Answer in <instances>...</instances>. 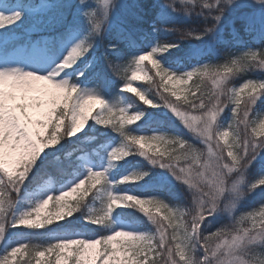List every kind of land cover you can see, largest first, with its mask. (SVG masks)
I'll return each mask as SVG.
<instances>
[{
  "label": "rangeland",
  "instance_id": "obj_1",
  "mask_svg": "<svg viewBox=\"0 0 264 264\" xmlns=\"http://www.w3.org/2000/svg\"><path fill=\"white\" fill-rule=\"evenodd\" d=\"M60 1L61 0H28L24 10L26 11L25 13H22V1L14 5L13 7L8 5L4 9L8 14H11L14 11H20L23 16V19L20 22L13 24L11 27H7L3 30H0V39L2 38L0 42V71L15 70L20 72H28L40 68L47 63H52L53 61H55L57 65H62L64 60L71 53L72 49L84 42L86 29L91 24V21L89 20L88 16L85 15V13H95V16H100L102 21H105L110 16L114 17L115 12L118 15V8H115V6L119 5L123 0H109V4L107 5V7L104 4V0H65V11L68 13L71 12V17L67 22V24L70 22V25L67 27L70 35L66 43L60 46L58 55H55L54 51L51 50V34L56 32L57 28H60V26H63V24L57 25L55 21L56 16H54V14H49L48 12L53 6L60 3ZM73 7L74 9L72 10ZM224 7L225 12L221 20L226 19L227 22L233 18L242 17L250 22H256L255 24L258 26V29L262 33H264V2L257 3L256 0H234V3L230 5L226 4L224 5ZM212 10L216 14H218L217 9ZM221 20L219 21V23H222ZM14 26L16 28L23 29V31L27 34L26 43L25 45L18 46L15 50L7 54V52H5L6 48L4 46L7 47L8 44L12 43V41L20 37V35L16 31H11L13 30ZM32 35L37 36V38L32 42H29L30 36ZM217 36L218 33L216 34V31H211V36H208L204 39L203 45L193 46L191 49L192 52L198 53V56L203 54L205 51H212L216 53L217 49L215 48V44L217 43ZM42 37H46V39H41ZM156 48L161 47H159L157 44L148 45V48L138 54V56L133 59V62L137 57L141 55H147L148 52ZM249 53H258L264 56V50H259L256 47H251L245 48L241 51H238L237 53L233 52L230 56H228V58H220L218 56L217 58L210 57L208 59H204L203 61L201 60L200 62H195L192 66L189 67H182L180 65L169 64V62H166L161 53H157L152 57V60H159L161 67H165L167 70L177 75L180 79V82L177 83L176 80H168L167 77H165L164 81L162 82V85L164 87L163 90L167 89V92L169 94L172 95L173 92H176L179 95V99H177V97L174 95L172 96L175 98V100H179L180 105L188 106L179 107V110L186 114L189 121L193 124L192 128H189L187 125L184 124V119L182 117L177 116L176 114H172L182 124L183 128L181 129V131L178 130L171 132L167 129L163 130L160 128H154L152 130L142 129L139 130V132H135V130L131 129V125L145 121L147 117L151 114V111L164 112L163 108L165 107H162L163 104L150 94L149 89L146 85V82L151 80V73L149 67H152L156 73L158 71L157 68L153 67L152 60H145L140 65L139 70H137L134 63H132L131 75L126 83L131 80L132 74L135 72L137 79L131 81L133 90L125 91V83V85L121 88L120 93L118 94L115 101L106 100L102 96V92L94 86L82 89L77 87L79 89L78 95H99L103 97L107 105L110 108H113L114 115L110 117L113 121H120L121 115H123L125 121H127L130 120L137 113H143V117H141L140 119L133 120L131 123L126 122L125 130L131 132V134L133 135H143L149 138L158 137L160 139L150 141V147L146 145L145 148L141 149L140 151H144L145 153H147L148 155H152L153 157L169 156L172 159L177 158L173 159V164L177 167V170L180 167H183L185 169H191L189 165L194 164L199 169L201 168V171L203 172L204 168H210L212 166V163H210L212 162V160L210 159H213L215 157V152L219 153V158L223 156L224 153L227 157V162L231 163V157L227 155L229 148L232 149L234 154L240 155L242 154L241 146L244 141L264 139V134L258 135V133H262L261 123H264V93H261V90L257 89L253 91V89L249 88L245 89L242 93H240V99L242 101H247L250 93L258 96V98L255 99V104L253 105H257V108L253 112V116L251 118L248 117V120L245 121L243 119L244 112L242 114L239 113V117L234 114L235 105L233 102L232 90H236L239 93V90L242 89L243 86L249 81H252L253 84L256 85L264 83V65L260 63V60L243 59V57ZM233 60L238 61V65L237 68H235L231 73L228 74V78L235 72L246 70V68L253 62H259L258 71L255 74L256 77L247 79L240 83L233 84L232 86H229V88L227 86L229 79L227 78L226 82L221 85V88L219 89L216 87L214 79L210 75L202 76L200 74H197L196 76H193L191 80H187L186 82L183 80V76L188 72L195 71L199 68L202 69L206 65L209 67V69H217L220 71L221 74H223L224 66H231ZM95 63V55L92 56L85 64L78 60L75 64H73L66 70V74L63 75L62 80L57 79L54 82L67 81L69 85L72 86L70 84L72 74L77 73L79 77H82L85 73L84 70L86 68L93 67ZM161 75H163V73H161ZM158 77L160 79V76ZM200 79H202L206 83L205 90H201L200 85H198V81ZM197 87L199 88L198 91L196 90ZM222 90L224 92V95L220 96V100L224 107L223 110L219 113L217 117V122L214 124L213 129L214 140L216 141L218 146L217 149L212 148L210 151L209 144L204 142V138L200 136L199 132L197 131V129L202 130V121L194 120L193 117L206 118V114H201L198 112L204 110H214L216 95L219 94ZM128 92L134 93L136 95L137 92H141L144 94L145 99H147L151 103H145L144 100H142L138 95V97L146 104L147 109H137L135 111L127 100ZM193 92H195V95H193ZM73 95L75 96L76 94ZM200 95L205 97L204 102L206 104V109L203 110L194 108L192 105L193 101H197L195 100V97ZM153 104H158L160 106L152 107ZM243 105L244 104L241 103L240 108ZM188 108H190V110H186ZM121 109H125L126 111L121 113ZM225 109H227L226 112H224ZM168 110L166 108V112ZM96 115H98V117L103 115L108 116V113L100 105H94L91 117H95ZM91 117L89 118L87 124L81 131H79L76 135L70 137L77 138L82 135L88 134L90 131H100L101 129H105L103 130V132H101V134H111V137L106 140L103 144L98 145V147H96L94 150L90 151L89 153L79 155L76 158L78 160V165L81 168V171H78L74 178L66 180L65 182L60 184H56L53 180H49L46 181L44 184L39 185L38 187H35L33 189H24L17 197L14 206L9 210V219L18 218L24 213L32 211L38 203L47 199L49 196H59L60 194H62V192L70 190L82 180L86 179L90 171H104L107 174L108 182L102 188H99L96 191L95 189H93L91 192L85 195V190L89 188V185H85L84 188L81 189L78 193L73 194V196L71 197H67V200L72 204H77L81 200H83V203L86 204L85 211L82 214L74 212L71 216L73 218L82 217L77 220L78 224L84 225L86 227L94 226L99 228L98 225H92L88 223L87 218L103 214L108 204V193L117 195H123L127 193L141 197L142 199L160 200L163 201V203L167 204L168 208L172 210L171 220L164 219L165 216L169 215L167 209L161 208L160 211L157 212L156 208L152 205H147V207L150 208V213L147 215L164 219L171 228L172 233L173 231H176L177 239L175 240V244L178 241L183 244L184 236L182 229H179L178 227L174 229L171 225H179L180 221L177 219V217L181 212H186L185 206L173 203L163 194L145 193V191H143L142 189L140 191L139 187L133 186L137 184H143L144 186L145 184H147V176L142 181H130L125 184H120L119 182L125 177L144 172L148 173L150 170H148L147 168V171L145 166L140 162L131 163L133 161L132 157H134L136 154L125 157L124 160L119 161L117 164H112L110 154L126 143L124 136H122L118 131L114 130L112 125L105 126L103 124H98L96 120L92 119ZM240 124L244 129L247 126L250 132V134L247 133L248 137H245L244 139H242V136L240 135ZM253 128H255V132H253ZM49 131H51V129H49ZM224 131L228 132V135L226 137L220 135V133H223ZM115 133H118V135H115ZM178 140H183L186 142L185 149H180L179 144L174 142ZM212 142H210L211 145ZM200 145H204L206 148H208L209 156L207 158L203 159V156L198 150V148H200ZM132 147L134 152H137L140 149L139 145H133ZM47 149H45L44 152L41 153V156L37 161L42 160L45 157ZM193 149L195 150L194 152L192 151ZM185 152H190L193 156H199V160L197 161L193 158L185 159ZM161 153H163V155H160ZM263 157L264 149H259V154L252 162L257 163V169H259V167L260 169L257 170L256 175H252V177L248 180L245 179V168L238 173L228 174V188L230 189L233 184L238 185L240 189H242V187L246 184L250 187L251 184L256 183L261 178H264V163L260 164V161L258 162V160L263 159ZM181 159L191 160V162L187 165L181 163ZM10 167H12L11 163ZM214 170L217 169L215 168ZM16 171H19V169H16ZM203 175L207 177L208 187L211 191V182L214 178L212 174H206V172H203ZM12 179L16 180L17 177L14 175ZM97 187L100 186L98 185ZM263 188L264 186L257 188L256 190L259 191ZM225 195H230L231 197L225 199L226 204L220 202L221 208L218 209V213H216L214 216H209V220L206 222V227L213 226L216 231H219V229H221L220 218L223 216L228 221V226L225 227V232L221 233L222 235L217 241V247H219L218 254H221L220 258L222 260L227 259L232 261H243L244 264H256V262L261 264V262H264V255L258 256L257 254H251L250 256L248 253L247 255L245 254V256H243L242 258L238 257L236 255V252H234V255L228 256L227 245H225L224 242L225 240L231 242V240L235 236L243 234L242 229L251 228L254 223L257 226V229H259L258 227L264 223V204H261L259 207L256 208L244 209L240 206L244 202V197L238 198V193H233L230 191L227 192ZM81 197H83V199H81ZM224 197L222 198V200H224ZM133 209H135V207L130 206L117 208L115 211H113L111 214V220L107 221L104 226V228L109 229L108 234H111V232L113 231L121 230L137 232L147 236H151L155 241L157 237V232L154 228L149 227V225L144 223L141 224L132 220H127L122 214H120V212L129 211ZM57 210H59V205H57L56 202L53 201L46 210V213L55 212ZM115 212L117 214H115ZM183 222L186 224L185 218ZM231 225H233V227L235 226V229L232 228ZM236 225H238V228H236ZM104 228H100V230L98 231H91L78 228L65 232L50 231L48 236H44L40 240L38 239L37 241L32 243L36 256L35 264H56L55 253H46L45 256L41 257L37 255V250L44 251L47 247L64 239L99 238L100 233ZM25 229L26 232H28L29 230H37L40 228H29L25 226L13 228L7 226L4 238L2 241H0V261H2L12 251V249L16 247H21L23 245L29 246L31 244L32 240L29 237L23 235ZM205 229L206 228H204V231ZM263 238L264 237H261V239L249 244L254 245L260 243ZM143 243L144 242H141L142 245ZM189 247H191L192 249L194 264H201V262H203V264L209 263L208 261H205L204 253L202 248H200L199 240L194 239ZM217 247H215L213 250H216ZM27 250L28 248L22 249L20 253H17V256L14 258L13 264H20V261H23V258L27 254ZM198 254L199 258L197 257ZM153 256L154 254L150 255L149 259H151ZM211 264H216L215 259H213V262H211Z\"/></svg>",
  "mask_w": 264,
  "mask_h": 264
},
{
  "label": "snow or ice",
  "instance_id": "obj_2",
  "mask_svg": "<svg viewBox=\"0 0 264 264\" xmlns=\"http://www.w3.org/2000/svg\"><path fill=\"white\" fill-rule=\"evenodd\" d=\"M257 3L264 2V0H256ZM181 3H188L193 5H201V11L198 13L203 15L204 9H217L218 14L212 15L211 18L219 22L225 12L224 5L234 3V0H181ZM10 4V0H0V30L11 27L13 24L20 22L23 16L20 11H14L8 14L4 9ZM107 7L109 0H104ZM21 7L26 5L21 4ZM187 11V9H186ZM90 21H93V28L98 33L101 30V22L94 21L95 13H85ZM207 19V17H206ZM214 28L206 29V32L213 31ZM194 38L201 39L202 36L197 35ZM41 39H46L42 37ZM177 45L168 43L161 48L152 49L147 55H141L134 60V65L137 70L145 60H152V57L157 53H165ZM89 47L85 46L83 42L72 49L71 53L64 60L62 65H57L55 61L47 63L44 66L34 69L33 71L20 72L15 70L0 71V170L9 178L7 183L0 177V241L3 240L6 233L7 226L17 228L25 226L29 228H44L46 225H52L54 222L63 221L65 217H71L74 212L81 210V204H72L67 200V197L78 193L85 185L89 188L85 190V195L102 188L107 184V174L104 171H90L88 177L72 187L70 190L62 192L59 196H49L47 199L41 201L30 212H26L18 218L9 219V210L14 206L12 199V192H19L20 186L27 178V174L36 164V161L41 156V153L50 146L57 145L61 140V132L67 136H74L81 131L87 124L94 105H100L108 116L91 117L95 119L98 124L105 126L112 125L113 129L118 131L126 141L120 148L114 150L111 155L112 164H117L130 155L139 154L149 157L144 151L134 152L133 145H139L140 149H144L146 145L150 147V141L160 139L158 137H145L143 135L137 136L125 130V123H131L133 120H138L143 117V113H137L130 120L125 121L121 115L120 121H113L110 117L114 115L113 108H110L103 97L99 95H78L79 89L70 86L67 81L54 82L57 79L62 80L66 70L75 64L80 58L87 54ZM244 60H260L264 65V56L258 53H249L243 57ZM153 67L157 68V75L160 76L163 82L165 77L168 80L180 79L177 75L160 66L159 60H152ZM238 61L233 60L232 65L224 66L223 74L217 69H209L206 65L204 68L196 69L188 72L183 76V80H191L193 76L200 74L202 76H211L214 79L216 87L219 89L223 85L228 74L237 68ZM163 73V75H161ZM218 77V79H217ZM137 79L135 72L132 74L131 80L125 85V91H132L131 81ZM259 89L264 93V83L253 84L249 81L239 90H232L234 102V114L239 117L240 105L244 103L243 119L248 120L252 106L255 104V99L258 96L249 94L247 101L240 99V93L245 89ZM197 91L199 88L197 87ZM167 91V89H165ZM73 94H76L75 96ZM145 103H151L141 92H137ZM172 95L179 99V95L173 92ZM195 95V92H193ZM224 95L223 90L216 95L215 107L213 111L206 112L205 117H193L194 120L202 121V130L197 129L199 135L204 138V142L209 144L211 151L212 145L210 142L214 140V124L217 122L219 113L223 110L224 105L221 103L220 96ZM195 100L199 103L192 102L194 108L206 109L203 96H196ZM165 105L169 107L177 116L184 119V124L189 128L193 124L189 121L186 114L181 112L179 108L170 101L165 100ZM158 104H153L152 107H159ZM35 110V111H30ZM121 113L126 111L120 110ZM69 121V123H65ZM51 129V131H49ZM262 133L264 134V123H261ZM255 132V128H253ZM221 136L226 137L227 131L220 133ZM179 144L180 149H185V141H174ZM259 142V143H258ZM242 154H234L232 149H228L227 155L231 157V163L225 162L223 156L219 158L216 169L213 170V181L211 182L212 190L209 192H201L198 199V211L192 216L190 225L185 224L184 217L188 215L186 212H181L177 219L180 221L179 225L172 224L176 229H182L184 236V243L177 242L175 248L166 247L168 241L166 239L167 230L164 225L155 216H149L153 221L159 224V238L153 240L151 236H147L137 232L129 231H113L111 234H102L99 238L93 239H64L49 246L44 251L37 250L38 256H45L47 254H56V264H159L156 260H150L149 256L155 254L156 256H166L165 264H194L192 249L189 247L194 239L200 241V248L204 253L205 261L215 259L216 264H244L243 261H232L221 259L219 247L216 250L211 249L209 241L214 237H220L221 232L214 233L201 240V225L208 216H214L219 208V202L227 192L238 193V198L244 192L239 191L240 187L233 184L228 188L227 175L230 173H238L242 169L251 165L252 161L259 154V149H264V139L260 140H246L241 146ZM195 151L194 149L192 150ZM160 155H163L161 153ZM184 158H193L197 161L199 156H193L190 152H185ZM162 161V162H160ZM151 161L152 163L160 162V167L167 168L176 177L177 180H182L184 184L191 188H197L201 182L203 174L193 177L189 169L177 167L173 163L165 160ZM10 163L12 167H10ZM19 169V171H16ZM226 169V172L224 170ZM17 179L13 181L12 177ZM148 175L147 172L134 174L123 178L119 183L125 184L130 181H142ZM14 182V183H13ZM242 183V181H241ZM100 187H97V186ZM264 186V178H261L256 183L250 185V190L255 191L257 188ZM83 199V197H81ZM55 201L59 205V210L55 212H47L49 205ZM147 205H152L159 212L161 208L167 209L169 215L165 216V220H171L172 210L163 201L155 199H142L141 197L132 194H112L108 193V204L103 214L98 216L88 217V223L98 225L99 228H104L107 221L111 220V214L117 208L134 206L136 209L145 213H150V208ZM35 217V218H34ZM242 235L235 236L231 242L225 240L227 245V255L232 256L233 253L241 247L243 243H253L261 237H264V224L257 226L255 223L251 228L242 229ZM172 239L176 240V231L172 233ZM141 242H144L143 245ZM28 248V245L16 247L2 260L0 264H13L17 253L22 249ZM163 249V251H158ZM179 256V260L176 256ZM203 264V262H201ZM264 264V262H262Z\"/></svg>",
  "mask_w": 264,
  "mask_h": 264
},
{
  "label": "trees",
  "instance_id": "obj_3",
  "mask_svg": "<svg viewBox=\"0 0 264 264\" xmlns=\"http://www.w3.org/2000/svg\"><path fill=\"white\" fill-rule=\"evenodd\" d=\"M10 1L16 3L17 0ZM212 1L214 0H210V3ZM22 2L25 4L27 0H22ZM55 6H53L48 13L54 14V16H56L55 21L57 25L63 24V26L57 28L58 32L52 35L53 48L57 50L59 45L66 41L69 34L65 26L69 24H67V22L71 17V12L68 13L65 11V0H61L60 3L56 4ZM115 8H118V15L115 12L114 17L110 16L105 21H102L101 17L97 15L93 18L94 21L101 22L100 32L97 33L93 28V21H91V24L86 29V35L83 44L89 47V51L86 55L80 58L79 61L85 64L92 56L95 55L96 63L94 67L86 68L83 77H78V74L76 73H74L71 77L72 86H77L81 89L90 86L97 87L102 92V96L108 101L116 100L121 88L125 85L131 75L133 59L142 51L146 50L148 45L157 44L159 47H162L168 43L177 45L168 52L161 54L166 62H169V64L178 65L181 63L180 66L182 67L192 66L195 62H200L201 60L203 61L204 59H208L210 57L217 58L218 56L220 58H228L231 53H237L238 51H241L245 48L256 47L259 50H264V33L258 29V26L255 24L256 22H250L245 18L238 17L227 22L226 19H224L221 20L222 23H219L211 18L212 15H216L212 9H204L203 15L198 14L201 11V5L199 4L193 5L181 3V0H123L119 5L115 6ZM73 9L74 7L72 10ZM25 12L26 11H22V13ZM208 28H214L213 31H216V34L218 33L217 43L215 44L217 52L215 53L212 51H205L203 54L198 56V53H193L191 49L193 46L203 45L204 39L208 36H211V31L206 32V29ZM11 31H16L19 34H23V38L26 36V34L23 32V29L21 28H16L14 26L13 30ZM197 35L202 36V38H194ZM22 41V39L18 40L17 44H21ZM109 45H111V49L108 48ZM258 66L259 62H253L246 68V70L238 71L232 74L228 78V88L233 84L243 82L250 78H255V74L258 71ZM149 70L151 73V80L146 82V85L150 94L163 104L162 107H165L163 108L164 112L151 111V114L145 121L131 125V129L135 130V132H139V130L142 129L152 130V128H160L163 130L167 129L171 132L178 130L181 131L183 128L182 124L177 118L173 116L175 113L165 105V100L172 102L178 108L188 106L180 105L179 100H175L171 94L163 90L164 87L162 85V81L159 79L157 73L152 67H149ZM198 85H200L201 90L206 89V83L202 79L198 81ZM203 99L205 100V97H203ZM127 100L135 111L137 109H147L146 104L138 97V95L134 93L128 92ZM195 103H198V101H195ZM244 107L245 105L241 106L240 114L244 112ZM166 108L167 110L169 109L167 112ZM256 108L257 105L252 106L249 118L253 116V112ZM186 110H190V108ZM226 111L227 109L224 110V112ZM206 112L210 111L204 110L198 113L206 114ZM65 123L67 124L69 121H66ZM103 130L105 129L94 132L90 131L88 134L77 138H71L70 136L64 135V133L61 132L60 143L47 149L45 157L42 160L37 161L27 174V178L20 186L19 192L11 193L14 203L24 189H32L37 185L42 184L47 179H53L57 183H62L63 181L72 178L75 174V170H80V167L78 166V160L76 159L78 155L95 149L98 147V145L103 144L111 137V134H101ZM239 131L242 139L248 137L247 133L250 134L247 126L244 129L241 124ZM115 135H118V133H115ZM212 146L213 149H217L218 145L215 140L212 142ZM140 150L141 149H139L137 153ZM198 150L203 156V159L209 156L208 148H206L204 145H200ZM147 156L149 157L146 158L145 156L136 154L134 157H132L133 161L131 163L140 162L145 166L146 170L147 168L150 170L147 175V184L144 186L143 184H137L133 186L139 187V190L141 191L142 189L145 191V193L163 194L173 203L185 206L186 213H188V215L184 217L185 222L186 224L190 225L192 216L198 211L197 202L200 193L210 191L207 183V177L203 175L197 188H191L189 185L184 184L182 180H177L172 172L167 168L160 167V162H162L160 160L173 163V159L177 158L172 159L169 156L153 157L152 155L148 154ZM216 158H219V153L215 152V157L210 159L212 160V162H210L212 163V166L210 168H204L203 172H206V174L210 175L212 174L219 161V159ZM223 158L224 161L227 162V157L224 153ZM153 160L160 162L154 164L151 162ZM180 161H182L181 163L187 165L191 162V160L182 159ZM259 161L260 164L264 163V157L263 159L258 160V162ZM189 166L191 167L189 170L193 177L199 176L200 173L203 174L201 168L199 169L196 165L190 164ZM257 168L258 165L255 162H252L251 165L246 167L245 179L248 180L252 177V175H256L257 170H259L260 167L259 169ZM0 172L1 177L7 183L9 178L2 170ZM240 191L244 192V194L241 196L244 197V202L240 205L241 208H256L261 204H264V188L260 189L259 191H251L250 187L246 184L242 187V189H240ZM230 197V195H225L224 200L221 202L226 204L225 199ZM78 203L81 204V210L78 213L82 214L85 211L86 204L83 203V200L79 201ZM220 208L221 203L219 202L218 209ZM216 213H218V210ZM115 214L117 213L115 212ZM120 214H122L127 220H132L141 224L144 223L149 225V227L154 228L157 232L156 240L158 242L159 224L158 222L150 219V215H146L136 208L133 210L120 212ZM80 218L82 217L73 218L66 216L63 221L54 222L52 225H46L44 228L29 230L28 232H26L25 229L23 235L29 237L32 242L28 246V250L26 251L27 254L23 258V261H20V264H35L36 256L32 243L38 239L40 240L44 236H48L50 231L65 232L78 227L91 231L100 230L98 227H85L84 225L78 224L77 220ZM157 219L167 230L166 239L168 243L166 247H171L174 249L176 244L175 240L172 239L171 228L164 219ZM208 220L209 216L201 225L200 231L202 240L206 237L213 236L216 232H225V227L228 226L227 219L222 216L220 218L221 229L216 231L213 226L206 227V222ZM231 227L234 228L235 226L233 227V225H231ZM204 228H206L205 231ZM236 228H238V225H236ZM107 233L108 229L104 228L102 229L100 235ZM218 239L219 237H214L211 241H209L211 249L217 247ZM158 251H163V249H158ZM235 252L238 257L242 258L248 253L250 256L251 254H257L258 256L264 255V238L260 241V243L254 245L244 243ZM197 257L199 258V254ZM166 259V256H156L154 254L150 260H156L159 262V264H165ZM176 259L179 260L178 255L176 256ZM208 262V264H211L213 260H208ZM256 264L259 263L256 262Z\"/></svg>",
  "mask_w": 264,
  "mask_h": 264
},
{
  "label": "clouds",
  "instance_id": "obj_4",
  "mask_svg": "<svg viewBox=\"0 0 264 264\" xmlns=\"http://www.w3.org/2000/svg\"><path fill=\"white\" fill-rule=\"evenodd\" d=\"M261 264H262V262H261Z\"/></svg>",
  "mask_w": 264,
  "mask_h": 264
}]
</instances>
